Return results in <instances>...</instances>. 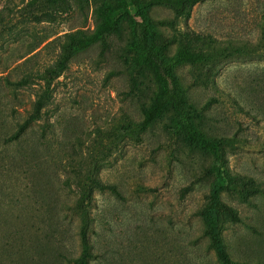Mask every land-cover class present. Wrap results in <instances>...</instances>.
Listing matches in <instances>:
<instances>
[{
    "label": "rangeland",
    "instance_id": "1",
    "mask_svg": "<svg viewBox=\"0 0 264 264\" xmlns=\"http://www.w3.org/2000/svg\"><path fill=\"white\" fill-rule=\"evenodd\" d=\"M29 0H0V264H67L81 251V188L99 179L89 210L92 264H220L205 236L200 209L214 180V159L188 147L167 116L142 129L143 109L156 86L133 88L124 48L129 32L95 40L94 0H62L45 12ZM263 0H209L179 16L156 5L150 16L163 39L182 34L250 39L254 55L180 65L176 74L189 102L204 112L210 136L230 140L227 168L259 187L247 199L223 192L238 213L224 237L233 258L264 264ZM134 13V12H133ZM84 33L58 76L68 36ZM209 42V39L207 40ZM179 45H169L174 55ZM206 48V47H205ZM210 51V48H206ZM28 85L14 89L4 78ZM46 79V81L43 79ZM50 100L19 141L17 125L32 114L47 81Z\"/></svg>",
    "mask_w": 264,
    "mask_h": 264
},
{
    "label": "trees",
    "instance_id": "2",
    "mask_svg": "<svg viewBox=\"0 0 264 264\" xmlns=\"http://www.w3.org/2000/svg\"><path fill=\"white\" fill-rule=\"evenodd\" d=\"M62 0H29L25 10H37L45 12ZM97 3L96 15L98 24L93 34L95 40L104 41L106 37L123 36L129 32L126 53V64L132 77L133 86L129 94H133V88L138 87L139 79H149L156 86V91L149 106L143 109L142 129L156 123L167 116L171 129L190 148L200 150L214 159V180L207 195L206 203L199 211L202 218L205 236L220 264H259L233 258L227 248L224 227L229 223L240 221L237 211L223 202L221 194L230 192L240 199H247L256 192L259 187L254 186V180L248 176L232 174L228 168L230 140L225 136H210L205 131L202 123L204 112L192 105L183 89L176 68L186 64L194 67L205 66L213 63L216 53L226 57H245L254 55V43L250 39L228 38L218 42L214 38L194 37L191 34H182L180 38L168 42L163 39L158 31L157 22L150 16V10L156 5H164L173 9L179 16L185 15L195 5L209 0H94ZM264 2V0H263ZM264 11V9H263ZM134 12V13H133ZM258 28L264 36V12L261 15ZM2 33L0 32V39ZM69 42L63 47L57 67L49 71L55 76L65 68L72 55L86 47L87 41L84 33L68 36ZM209 39V42L207 40ZM178 44V50L174 55L167 51L169 45ZM210 51H206V48ZM46 81V79L43 77ZM6 84L14 89H20L29 83L28 78L20 81H11L4 78ZM50 82L47 81L45 89L38 94L34 102L32 114L29 118L17 125L9 142L19 141L29 127L42 116V111L50 100ZM228 147V148H227ZM99 179L92 180L90 188L83 187L79 197L73 206L74 212L80 217L79 235L82 251L78 256L66 257L67 264H92V245L89 234L93 218L89 208L93 204L94 190L108 189Z\"/></svg>",
    "mask_w": 264,
    "mask_h": 264
}]
</instances>
